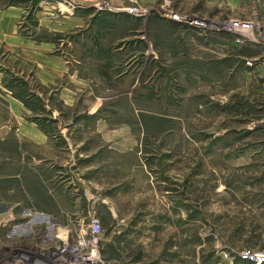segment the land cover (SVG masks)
<instances>
[{
  "label": "rangeland",
  "instance_id": "374dc122",
  "mask_svg": "<svg viewBox=\"0 0 264 264\" xmlns=\"http://www.w3.org/2000/svg\"><path fill=\"white\" fill-rule=\"evenodd\" d=\"M92 218V264H264V0H0V264Z\"/></svg>",
  "mask_w": 264,
  "mask_h": 264
},
{
  "label": "built area",
  "instance_id": "2783aa9c",
  "mask_svg": "<svg viewBox=\"0 0 264 264\" xmlns=\"http://www.w3.org/2000/svg\"><path fill=\"white\" fill-rule=\"evenodd\" d=\"M96 8L100 12H104V11L111 12L112 10L115 11V8H113L112 6L108 5L105 2L99 3ZM130 9L131 10L127 11V13L134 14V13H137V11L139 10V8H136V7H132ZM122 11H126V10L122 9ZM141 12L144 13V15L147 14V11L142 10ZM166 17H172L173 19H171V20L179 21L180 24H182L183 18L177 17V15L166 16ZM185 20H186V22L183 24H187L189 26H192V23L196 22V21L190 22V20H188V19H185ZM240 27H242V26H240ZM244 30H245V28H244ZM245 32H246V30H245ZM89 228H90V231L88 232V235L86 237H83V236L81 238L77 237V240L75 242V248L76 249L74 248L75 250H73L70 253L72 255V258L74 259V262H76V263L81 264V262H82L81 258L83 256L88 257V258L92 257V256H90V254L87 253L88 250H89V253H91V254L97 253L99 239H100V222H99V219L98 218H92L90 221ZM61 240L63 242L62 244L67 245V242L65 241V240H67V236L63 235V238ZM68 248H70V247H68ZM56 252H58V251H56ZM61 252H63V250H61ZM48 254L49 255H45V257H49V256L54 255L51 253H48ZM257 260L260 262H264V256H257Z\"/></svg>",
  "mask_w": 264,
  "mask_h": 264
},
{
  "label": "bare ground",
  "instance_id": "6f19581e",
  "mask_svg": "<svg viewBox=\"0 0 264 264\" xmlns=\"http://www.w3.org/2000/svg\"><path fill=\"white\" fill-rule=\"evenodd\" d=\"M168 19H173L172 17H167ZM186 22V20L185 19H183L182 20V24L183 23H185ZM184 25V24H183ZM192 25H195V26H197V27H204L202 30L203 31H213V29L214 28H211V26H209V25H207V24H205V25H203L202 23H198V22H193L192 23ZM230 29H226L225 30V33H239L240 35H243V32H245V30H244V28L243 27H240V26H238V25H231L230 27H229ZM218 30H221V29H218ZM228 30H230V31H228ZM226 31H228V32H226ZM60 235H62L63 236V234H60ZM59 237H61V236H59ZM86 256V255H85ZM94 258V257H93ZM92 257H90V258H88V257H82L81 258V261H82V263L81 264H84V263H86V262H88V263H90V264H92L93 262H95L94 261V259H93ZM87 263V264H88Z\"/></svg>",
  "mask_w": 264,
  "mask_h": 264
},
{
  "label": "crops",
  "instance_id": "0c3cea01",
  "mask_svg": "<svg viewBox=\"0 0 264 264\" xmlns=\"http://www.w3.org/2000/svg\"><path fill=\"white\" fill-rule=\"evenodd\" d=\"M16 14H17V12L14 9H10V10H7L5 12V14H4V16H2V18L6 19V21H8V22H11Z\"/></svg>",
  "mask_w": 264,
  "mask_h": 264
}]
</instances>
